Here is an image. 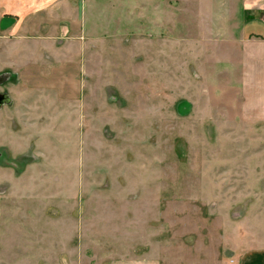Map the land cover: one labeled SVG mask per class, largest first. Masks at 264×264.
Masks as SVG:
<instances>
[{
	"label": "rangeland",
	"instance_id": "1",
	"mask_svg": "<svg viewBox=\"0 0 264 264\" xmlns=\"http://www.w3.org/2000/svg\"><path fill=\"white\" fill-rule=\"evenodd\" d=\"M88 6L77 1L52 29L66 47L48 45L59 62L36 49L20 82L1 66L0 209L16 213L6 219L61 226L70 264H241L264 249V120L241 116L238 79L209 71L210 83H190L199 72L186 69L184 39L172 70L156 73L149 57L139 67V43L169 52L174 42L168 17L142 21L137 5L112 17L114 54L101 42L97 62L85 59L74 31L76 11L89 26ZM41 234L18 246L54 262L57 245Z\"/></svg>",
	"mask_w": 264,
	"mask_h": 264
},
{
	"label": "crops",
	"instance_id": "2",
	"mask_svg": "<svg viewBox=\"0 0 264 264\" xmlns=\"http://www.w3.org/2000/svg\"><path fill=\"white\" fill-rule=\"evenodd\" d=\"M77 1L79 6L86 2L89 4L90 17L89 26L86 27L85 20L84 24L82 23L83 12L76 11L78 16L74 32L77 37L74 41L81 56L85 57L87 53L94 54L97 62L100 50L104 49L99 48L101 42H105L106 51L110 56L113 55L115 46L113 41L120 39L121 36L113 33L112 17L119 13L120 8L137 5L138 17H144L142 21L150 10L153 11L154 18L168 17L171 35L169 38L165 36L174 42L169 52L162 46L163 42H159V47L152 51L139 43L141 46L138 45L137 48L139 67H145L149 57L148 64L155 66L156 73H161L163 66H168L169 70H172L177 64L175 59L177 42L184 39L187 45L186 69L191 73L199 72L198 79H190V83H210L209 71L219 75L221 71L227 70L230 73L227 80L232 81L233 77L234 80L238 79L237 82L242 89V98L239 100L242 105L241 116L250 120H264V0H0V42L3 46L2 52L0 51L3 57L0 72L3 69L1 66L7 65L6 67L14 69V72L10 71L13 80L16 78L20 82L19 73L36 65L37 59L33 60L36 49L41 55L40 59L44 57L47 63L52 60L55 63L59 62L60 54H51L53 52H49V49L51 46L66 47L57 44L59 36L52 34V29L57 30L60 24L66 23V18L70 17L72 8L77 6ZM105 4V11H99ZM101 16L106 17L105 29L111 30V34L100 33L102 26L98 20ZM181 16L186 18L184 37L178 34ZM140 38L146 40V36ZM88 59L92 63L90 57ZM223 63L226 65L229 63L232 67L222 69ZM154 82L157 83L156 80ZM10 116L9 114V118L12 119ZM2 129L4 127L1 125L0 135L4 132ZM9 131V135L15 133L10 128ZM14 215L16 213L3 214L0 209V264H70L64 256L65 253L63 254L65 250L60 246L64 240L61 226L53 229L43 223L19 227L15 223L16 218L6 219L7 216ZM35 230L42 231L41 237L44 240L55 241L58 254L54 262L45 261L43 255L39 261L34 255L36 253H33L34 247L19 248V238L23 239L24 233L26 238L28 233ZM240 262L264 264V249H252L244 253Z\"/></svg>",
	"mask_w": 264,
	"mask_h": 264
},
{
	"label": "water",
	"instance_id": "3",
	"mask_svg": "<svg viewBox=\"0 0 264 264\" xmlns=\"http://www.w3.org/2000/svg\"><path fill=\"white\" fill-rule=\"evenodd\" d=\"M7 97L0 93V107L6 102Z\"/></svg>",
	"mask_w": 264,
	"mask_h": 264
}]
</instances>
